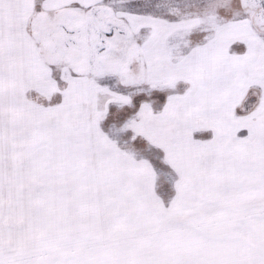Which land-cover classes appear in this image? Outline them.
Instances as JSON below:
<instances>
[{"label":"snow or ice","instance_id":"1","mask_svg":"<svg viewBox=\"0 0 264 264\" xmlns=\"http://www.w3.org/2000/svg\"><path fill=\"white\" fill-rule=\"evenodd\" d=\"M0 264H264V0H0Z\"/></svg>","mask_w":264,"mask_h":264}]
</instances>
